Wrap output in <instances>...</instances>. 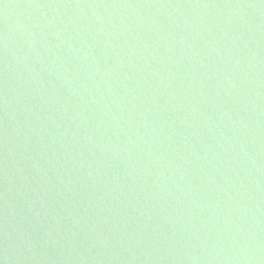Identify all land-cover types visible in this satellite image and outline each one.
Wrapping results in <instances>:
<instances>
[{
  "label": "water",
  "instance_id": "water-1",
  "mask_svg": "<svg viewBox=\"0 0 264 264\" xmlns=\"http://www.w3.org/2000/svg\"><path fill=\"white\" fill-rule=\"evenodd\" d=\"M0 264H264V0H0Z\"/></svg>",
  "mask_w": 264,
  "mask_h": 264
}]
</instances>
